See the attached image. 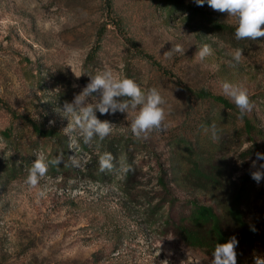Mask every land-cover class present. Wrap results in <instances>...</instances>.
I'll return each mask as SVG.
<instances>
[{"label": "rangeland", "instance_id": "1", "mask_svg": "<svg viewBox=\"0 0 264 264\" xmlns=\"http://www.w3.org/2000/svg\"><path fill=\"white\" fill-rule=\"evenodd\" d=\"M176 44L185 53H176ZM204 44L213 52L200 60ZM105 67L144 90L158 88L169 126L137 138L133 112L97 110L112 132L71 144L62 130L68 119L57 110L89 83L88 73ZM225 80L248 89L251 109L243 119L236 105L202 97L231 101ZM35 124L55 133L42 136ZM38 151L62 159L32 187L24 181ZM258 151L264 37L236 39L227 12L195 0H0V264H211V253L187 244L177 226L195 203L225 219L228 199L199 186L190 171L195 161L204 169L220 164L239 181L260 166ZM104 153L113 166L101 171ZM256 186L244 208L260 237L250 249L236 248L237 264L264 256V182ZM225 227L241 235L227 219Z\"/></svg>", "mask_w": 264, "mask_h": 264}, {"label": "clouds", "instance_id": "2", "mask_svg": "<svg viewBox=\"0 0 264 264\" xmlns=\"http://www.w3.org/2000/svg\"><path fill=\"white\" fill-rule=\"evenodd\" d=\"M197 5L203 6L205 3L214 10L227 12L228 17L232 18L235 28V37L238 40H256L264 37V0H195ZM176 53H185L181 44L174 47ZM213 49L204 44L201 46L197 55L200 60L212 55ZM235 60L239 61L243 55L241 48H236L233 53ZM82 74V73H81ZM81 74L76 75L79 77ZM89 83L81 92L76 94L72 101L65 102L61 112L67 117V126L63 127V132L70 139L71 144H76L78 139L84 143H91L95 138L103 140L113 130V124L108 120H101L97 117V110L101 114L115 113L120 111L134 115L130 122L132 133L137 137L148 133L153 129L167 128L166 122V100L158 88L152 87L144 90L132 78L121 76L114 73L111 68L105 67L90 74ZM223 94L230 98L239 109L241 119L251 109L250 95L248 89L241 83H233L225 80L221 84ZM207 130V129H206ZM213 139L218 136V129L215 123L210 126ZM36 159L33 160L25 183L35 187L39 181L46 176L50 164H59L62 158L49 161L44 152L35 153ZM257 161L260 166L251 172L252 178L260 183L264 180V152L256 153ZM100 169L112 168V155L104 153L100 156ZM74 164H79L78 160L73 159ZM256 161L253 162L255 167ZM39 195L43 196L41 191ZM239 241L232 236L225 242H216L211 251V264H237V245ZM253 264H264V256H256Z\"/></svg>", "mask_w": 264, "mask_h": 264}, {"label": "trees", "instance_id": "3", "mask_svg": "<svg viewBox=\"0 0 264 264\" xmlns=\"http://www.w3.org/2000/svg\"><path fill=\"white\" fill-rule=\"evenodd\" d=\"M208 20L217 28H228L225 24L208 18ZM202 97H211L217 102L223 103L227 107L233 108L235 104L223 96H217L209 92H203ZM35 130L42 136H50L55 132L53 130H43L38 125H34ZM248 130H252L253 125L250 121L246 122ZM10 135V131H5ZM192 146L188 147L189 155H193ZM192 177L197 181L199 186L221 192L227 196V203L224 205L226 218L219 216L213 206L195 203L194 208L186 219H181L177 229L183 240L192 246L206 248L210 253L215 243L225 242L232 236H235L239 243L237 248L241 250L250 249L252 245L258 242L260 237L259 227H254L247 220L244 206L250 201L256 190V181L252 178L251 173L243 176L239 181L233 179V175L226 167L220 164H212L208 169H204L195 161L190 171ZM264 182V180H262ZM264 190V186L261 191ZM259 194L260 191L258 192ZM226 219L233 226L241 231V235L229 232L226 227Z\"/></svg>", "mask_w": 264, "mask_h": 264}]
</instances>
